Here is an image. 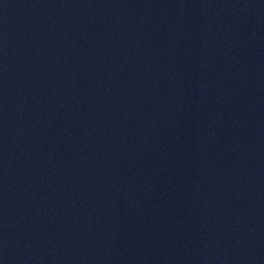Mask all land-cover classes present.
I'll return each instance as SVG.
<instances>
[{"label":"water","instance_id":"1","mask_svg":"<svg viewBox=\"0 0 264 264\" xmlns=\"http://www.w3.org/2000/svg\"><path fill=\"white\" fill-rule=\"evenodd\" d=\"M0 264H264V0H0Z\"/></svg>","mask_w":264,"mask_h":264}]
</instances>
